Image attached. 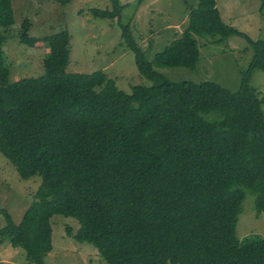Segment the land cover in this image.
<instances>
[{
	"label": "trees",
	"instance_id": "obj_1",
	"mask_svg": "<svg viewBox=\"0 0 264 264\" xmlns=\"http://www.w3.org/2000/svg\"><path fill=\"white\" fill-rule=\"evenodd\" d=\"M110 1L92 15L118 17L122 6ZM195 1L181 34L152 61L120 22L151 81L129 93L102 70L68 73V31L29 36L28 20L19 41L48 47L44 74L11 82L0 33V152L21 178H42L18 223L0 210V243L24 249L27 264H45L55 214L74 218L73 238L107 264H264V238L235 231L248 192L256 214L264 212V99L250 84L253 71L264 70V39H248L253 54L235 91L169 79L155 67L196 69L194 35L214 43L243 35L223 22L216 0ZM14 22L12 0H0V29Z\"/></svg>",
	"mask_w": 264,
	"mask_h": 264
},
{
	"label": "rangeland",
	"instance_id": "obj_2",
	"mask_svg": "<svg viewBox=\"0 0 264 264\" xmlns=\"http://www.w3.org/2000/svg\"><path fill=\"white\" fill-rule=\"evenodd\" d=\"M223 22L243 35L232 34L220 43L211 35H194L199 48L196 69L187 67H155L166 77L180 80H212L231 91L238 89L241 70L252 57L248 41L264 39V7L262 0H216ZM195 0H118L120 15L103 18L92 15L93 8H112L110 0H72L62 5L48 0H12L15 22L0 29L3 34L2 55L11 82L44 74L43 61L48 47H30L19 41L24 20L29 21L28 35L42 37L62 30L70 34L68 73H91L102 70L118 88L129 93L134 85H150L135 64L134 52L121 37V25L128 23L145 58L152 61L156 52L180 35L188 23V12ZM216 38V37H215ZM250 84L264 99V70L255 69ZM264 112V102L262 104ZM42 183L39 174L21 178L14 165L0 152V210L6 209L18 223L26 208L38 197ZM5 219L0 212V227ZM52 249L44 257L45 264H107L90 243L73 238L78 228L72 217H51ZM66 227H70L69 234ZM236 235L247 239L264 238V212L256 214L254 195L247 193L238 215ZM0 264H27L25 251L13 247L8 239L0 243Z\"/></svg>",
	"mask_w": 264,
	"mask_h": 264
},
{
	"label": "crops",
	"instance_id": "obj_3",
	"mask_svg": "<svg viewBox=\"0 0 264 264\" xmlns=\"http://www.w3.org/2000/svg\"><path fill=\"white\" fill-rule=\"evenodd\" d=\"M216 5H217V2H216Z\"/></svg>",
	"mask_w": 264,
	"mask_h": 264
}]
</instances>
